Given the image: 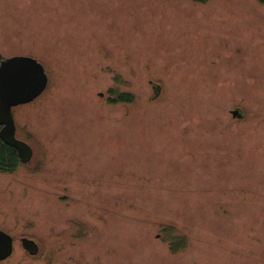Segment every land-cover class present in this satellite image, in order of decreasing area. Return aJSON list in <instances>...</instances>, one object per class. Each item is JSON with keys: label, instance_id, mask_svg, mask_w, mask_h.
<instances>
[{"label": "rangeland", "instance_id": "1", "mask_svg": "<svg viewBox=\"0 0 264 264\" xmlns=\"http://www.w3.org/2000/svg\"><path fill=\"white\" fill-rule=\"evenodd\" d=\"M13 56L52 88L12 111L45 151L39 172L0 174V230L17 238L0 264H264V8L0 0V58ZM117 87L135 102L109 104Z\"/></svg>", "mask_w": 264, "mask_h": 264}, {"label": "water", "instance_id": "2", "mask_svg": "<svg viewBox=\"0 0 264 264\" xmlns=\"http://www.w3.org/2000/svg\"><path fill=\"white\" fill-rule=\"evenodd\" d=\"M49 77L45 67L37 59L29 56H13L0 63V138L16 149L23 163L32 159V148L16 138V123L13 109L27 105L38 99L47 89ZM234 118L241 117L239 110L232 111ZM22 247L30 255L39 253L38 244L22 238ZM14 252L13 238L0 231V262L9 259Z\"/></svg>", "mask_w": 264, "mask_h": 264}, {"label": "trees", "instance_id": "3", "mask_svg": "<svg viewBox=\"0 0 264 264\" xmlns=\"http://www.w3.org/2000/svg\"><path fill=\"white\" fill-rule=\"evenodd\" d=\"M184 2H192L196 4H208L211 2V0H182ZM210 1V2H209ZM254 3L259 6L264 8V0H253ZM5 60V59H4ZM3 61V58H0V63ZM47 72V70H46ZM48 74V72H47ZM49 77V84L45 92L34 102L27 104V106L34 105L36 102H38L43 96H45L49 90L52 88V79L50 75L48 74ZM117 85L122 84L121 77L116 78ZM136 100V97L134 94L130 92H122L119 91L118 87L113 88L109 92V98H108V103L111 105H125V104H133ZM26 106V105H22ZM18 106V107H22ZM240 114L241 111L239 110ZM244 117L241 114V117H237L236 119L242 120ZM33 145V144H32ZM35 147V154L33 157V160L30 164H24L19 160L17 157V151L13 147L5 144L1 139H0V173H6L10 174L16 171H20L21 169H24L28 167L29 173L30 174H35L42 170V165L43 164V159L40 161L39 155L41 154L44 155V150H41L37 147L36 144L33 145ZM35 162H39L40 164L35 165ZM164 232L166 233L165 237L163 238L164 242L168 244V247L170 248L172 253H178L179 251L183 250L186 244V238L183 236H180L176 230V228H173L171 225L165 226L164 227ZM41 252H39L40 254ZM37 257V256H36ZM32 257V258H36Z\"/></svg>", "mask_w": 264, "mask_h": 264}, {"label": "flooded vegetation", "instance_id": "4", "mask_svg": "<svg viewBox=\"0 0 264 264\" xmlns=\"http://www.w3.org/2000/svg\"><path fill=\"white\" fill-rule=\"evenodd\" d=\"M3 130V126H0V132ZM18 134H19V130H18V127H17V125H16V138L18 139V140H21V141H24V142H26L31 148H32V152H33V156H32V159L30 160V162H28V163H24V164H30L31 162H32V160H33V157H34V154H35V147L33 146L34 144L33 143H31L30 141H28V140H26V139H23V138H20L19 136H18ZM1 139V138H0ZM2 140V139H1ZM3 141V140H2ZM4 142V141H3ZM5 143V142H4ZM6 144V143H5ZM33 144V145H32ZM17 151V150H16ZM45 151V150H44ZM17 157L19 158V160H21L20 159V157H19V153H18V151H17ZM22 162V161H21ZM23 163V162H22ZM19 171H16V172H13V173H10V174H6V173H0V174H3V175H5V176H10V177H12V176H14V175H16L17 173H18ZM0 231H2V230H0ZM3 232H5V231H3ZM5 233H7V232H5ZM8 235H10L12 238H13V242H14V251H15V243L17 242V238H15L13 235H11V234H9V233H7ZM22 238H28V239H31V240H34V239H32V238H30V237H21L20 239H19V241H20V245L22 246V243H21V239ZM37 244H38V246H39V248H40V245H39V242L37 241V240H34ZM23 248V247H22ZM23 250H24V248H23ZM25 251V250H24ZM40 251V250H39ZM29 256H30V258H32L33 256L32 255H30L27 251H25ZM14 253V252H13ZM39 254V253H38ZM37 254V255H38ZM36 255V256H37ZM36 256H34V257H36ZM8 260V259H7ZM6 261V260H5ZM5 261H2V262H5Z\"/></svg>", "mask_w": 264, "mask_h": 264}]
</instances>
